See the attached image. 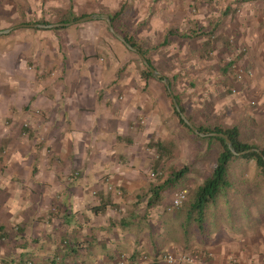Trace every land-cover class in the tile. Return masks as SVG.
Listing matches in <instances>:
<instances>
[{
	"label": "rangeland",
	"instance_id": "374dc122",
	"mask_svg": "<svg viewBox=\"0 0 264 264\" xmlns=\"http://www.w3.org/2000/svg\"><path fill=\"white\" fill-rule=\"evenodd\" d=\"M248 4L238 5L235 0H0V31L14 30L10 35L0 36V52L8 50V45L2 41L20 36L31 38L36 33L31 29L15 30L16 27L27 23L56 24L70 8L78 17L96 16L94 21H78L69 26L77 34H85L82 45L93 48L92 41H95L97 50L89 62L111 77L108 80L111 87L117 88L119 82L125 79L128 100L130 94H139L140 106L151 104L155 111L160 112L149 121V127L146 114H134L130 121L132 136L120 141V148L117 146L111 151L109 156L112 159L106 162L111 167L92 182V185L98 184V188L106 190L108 200L105 203L113 202L117 206V209L108 211L104 226L93 233L105 237L106 245L112 246L107 255L85 254L88 241H80L81 255H72L71 252L68 255L72 249L69 245L73 243V234H66L65 225L73 215H63L62 209L54 207L49 213L50 221L55 219L54 223L60 225H39L43 230L36 240L21 241L19 235H23L24 231H17L16 235L0 233V264H130L128 260L136 253L137 256L142 254L139 250L145 248V264H170L168 257L172 253L180 258H192L194 264H264V213H257L254 209L251 226L244 227L245 222L236 221L238 226H242L240 232L232 229L226 212H223L219 229L215 230V224L210 225L211 235L205 245L192 236L188 241L185 239L181 228L185 219L183 209L194 190L206 182L215 168L219 147L191 135L175 114L163 82L166 79L172 84V94L177 96L185 109L183 115L187 120L191 119L194 127L238 126L245 141L261 147L264 144V108L260 107L257 98L264 94V63L244 64L240 57L225 72L222 71L226 66L224 60L219 66L212 64L215 63L212 60L214 49L219 43L224 44L222 33L234 23L236 10ZM122 8L115 31L133 36L162 77H146L139 56L128 50L103 20L104 16L110 18L109 15ZM228 8L231 10L226 14ZM169 30H178L182 36L190 37H174L169 45H164ZM184 48L192 49V55L195 53L189 59L192 70L187 69L190 66L177 69L174 59L169 58L173 51ZM253 68L256 74L247 77L251 89H246L249 84L240 82L237 74L239 70L253 72ZM219 74L222 77L216 76ZM146 97L152 100H145ZM119 100L122 102L123 99ZM126 100L127 97L123 102ZM130 106L138 105L132 101ZM158 144L163 150L158 148ZM128 149L133 150V161L128 159ZM185 168L190 171L188 177L163 193L155 208L147 207L152 187L163 183L172 172ZM124 177L130 186L123 184ZM237 178L244 184H251L256 179L254 163L242 164ZM127 188H134V193ZM100 191L97 189L92 194L98 196ZM183 191L186 192V200L180 207L170 210L172 200ZM253 193L254 202L263 205L261 190L254 189ZM237 194H232L235 203L239 202ZM132 212L139 213L140 217L147 216V224L140 228L121 229L120 220ZM68 227L71 231V224ZM48 232H51L50 236L57 237L43 241ZM139 258L141 260V256Z\"/></svg>",
	"mask_w": 264,
	"mask_h": 264
},
{
	"label": "crops",
	"instance_id": "0c3cea01",
	"mask_svg": "<svg viewBox=\"0 0 264 264\" xmlns=\"http://www.w3.org/2000/svg\"><path fill=\"white\" fill-rule=\"evenodd\" d=\"M262 1L251 2L236 10L234 23L222 33L224 44L219 43L214 49L212 60L215 63L212 64L219 66L224 60L223 72L240 57L244 64L264 63ZM32 25L43 24L15 28L35 31L31 38L20 36L1 42L8 45V50L0 52V233L16 235L17 231H24L19 235L21 241L36 240L43 230L38 226L56 222L55 219L50 221L49 213L59 207L63 215H73L68 221L71 231L65 225L66 234H73L68 255H81L80 241H88L85 254L107 255L112 246L106 245L105 237L93 233L104 226L110 209L99 216L94 215L92 209L107 202L108 198L106 190L92 182L111 167L106 163L112 159L111 151L117 146L120 148V141L132 136V117L136 113L146 114L149 127V121L160 112L151 104L140 106L139 94H130L128 100L125 79L117 88L108 84L111 77L89 62L97 48L95 41H92L93 48L82 45L85 34L79 35L69 27L36 28ZM13 31L0 36L10 35ZM174 37L188 39L187 35L173 36L169 43ZM191 51L177 49L171 51L169 58L174 59L177 69L190 66L187 69L192 70L189 59L195 53L192 55ZM252 70L247 73L239 70L237 74L240 82L249 84L246 89H251L247 77L256 74L255 69ZM263 98L264 94L257 98L262 108ZM148 99L152 100L151 97L145 100ZM132 101L138 106H130ZM126 152L128 159L133 161V150ZM124 179L123 184L130 186L127 178ZM97 189L101 191L94 196L92 192ZM127 190L135 191L134 188ZM49 233L43 241L57 237ZM146 250H139L141 260L136 253L129 263L145 264ZM171 256L180 257L174 253Z\"/></svg>",
	"mask_w": 264,
	"mask_h": 264
},
{
	"label": "trees",
	"instance_id": "16d2710c",
	"mask_svg": "<svg viewBox=\"0 0 264 264\" xmlns=\"http://www.w3.org/2000/svg\"><path fill=\"white\" fill-rule=\"evenodd\" d=\"M259 0H235L236 4L241 5L244 3H251ZM122 9L118 12L109 15L112 25L115 28V23L120 18ZM231 8L225 12L228 14ZM70 10L60 19L58 24H70L76 23L80 19ZM33 24V23H29ZM27 23V25H29ZM43 25H50L48 22L36 23ZM61 27L59 29H63ZM120 35L129 43L132 47L136 48L148 61L149 65L153 66L151 61L147 58L144 49L137 43L136 39L124 31H117ZM173 36L182 37L178 30H169L164 39V45L169 44V39ZM200 36V35H199ZM187 37H190L187 35ZM201 37V36H200ZM145 67V66H144ZM155 69V68H154ZM145 76L152 77L151 72L145 67ZM172 84L170 83V88ZM168 91V90H167ZM170 96V95H169ZM175 99L179 105L182 115L185 112L184 107L180 103L177 96ZM175 114L179 117L180 122L189 130L191 135L197 138L199 141H208L209 143L216 144L219 147V153L216 160L215 168L206 180V182L194 190L186 203L183 212L185 215L184 221L181 223V228L185 239L188 241L190 236L196 238L200 244L205 245L210 237V225L215 224V230L220 227L221 213L226 212L227 222L236 232L242 230V226H238L236 221L242 220L245 222L244 227L251 226L254 223L253 211L263 214L264 204L259 205L255 203V197L253 190H261L264 196V144L261 147H257L244 140L241 129L238 126L234 127H197L200 133L209 134L217 133L224 134L232 143V149L230 150L224 139L218 137H206L201 138L197 136L191 128H189L181 119V114L177 111L172 104ZM191 122V119H189ZM158 148L163 147L158 144ZM253 150V151H252ZM252 151V152H251ZM253 162L256 168V179L251 184H244L242 180L237 178V172L242 164H248ZM190 174L189 169L176 170L170 174V176L161 184L152 187V196L147 202V207L155 208L158 202L161 200V195L170 189L178 186L185 178ZM238 193L239 202L235 203L232 199V194ZM117 209V206L113 203H104L100 206H96L92 209L94 215L99 216L104 214L108 209ZM252 209H254L252 211ZM137 213V212H136ZM147 216L140 217L139 213H130L123 217L119 222L121 229H130L133 227L140 228L143 224H147ZM189 238V239H188Z\"/></svg>",
	"mask_w": 264,
	"mask_h": 264
},
{
	"label": "water",
	"instance_id": "95a60500",
	"mask_svg": "<svg viewBox=\"0 0 264 264\" xmlns=\"http://www.w3.org/2000/svg\"><path fill=\"white\" fill-rule=\"evenodd\" d=\"M95 19H97V17L96 16H89V17H86V18H84V19H82V20H79V23H84V22H89V21H93V20H95ZM103 20H105L106 21V23H107V25H108V28H109V30H110V32L118 39V40H120L124 45H125V47L128 49V50H130V51H132V52H134V53H136L138 56H139V58H140V60L142 61V63H143V65L151 72V74H152V76H155V77H162V74L161 73H159L158 71H156L152 66H150L149 65V63H148V61H147V59L136 49V48H134V47H132L129 43H127V41L124 39V38H122L116 31H115V29H114V27H113V25H112V22H111V19L108 17V16H104L103 17ZM71 25H73L72 23H70V24H54V25H49V26H45V25H32V27H36V28H46V27H48V28H60V27H69V26H71ZM8 32H10V30L9 31H5V32H0V35L1 34H5V33H8ZM163 82H164V84H165V86H166V88L168 89V91H169V94H170V96H171V100H172V102H173V105L175 106V108L177 109V111L181 114V119L184 121V123L189 127V128H191V130L196 134V135H198V136H200V137H202V138H205V137H218V138H222V139H224L225 140V142H226V144H227V146H228V148L230 149V150H232V152L233 153H235V151H233V149H232V143H231V141L228 139V137L226 136V135H224V134H217V133H209V134H204V133H200L199 131H198V129L196 128V127H194L186 118H185V116L184 115H182V113H181V110H180V108H179V105H178V103H177V101H176V99H175V96L172 94V92H171V90H170V84L168 83V81L166 80V79H163ZM253 151V150H252ZM251 151V152H252Z\"/></svg>",
	"mask_w": 264,
	"mask_h": 264
},
{
	"label": "built area",
	"instance_id": "2783aa9c",
	"mask_svg": "<svg viewBox=\"0 0 264 264\" xmlns=\"http://www.w3.org/2000/svg\"><path fill=\"white\" fill-rule=\"evenodd\" d=\"M186 197L187 196H186L185 191L176 195V197L172 200V203L170 205L171 207L170 210L180 207L183 204V202L186 200ZM168 261L170 264H179L180 262L187 263V264H194L195 260L192 258H188V257L174 258L173 256L170 255L168 257ZM16 264H19V263H16ZM28 264H32V263H28Z\"/></svg>",
	"mask_w": 264,
	"mask_h": 264
}]
</instances>
